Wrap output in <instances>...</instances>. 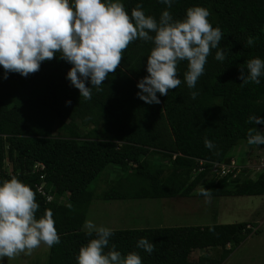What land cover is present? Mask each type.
Masks as SVG:
<instances>
[{"label":"trees","instance_id":"trees-1","mask_svg":"<svg viewBox=\"0 0 264 264\" xmlns=\"http://www.w3.org/2000/svg\"><path fill=\"white\" fill-rule=\"evenodd\" d=\"M120 2L129 14L142 3L145 14L157 20L167 8L158 0ZM193 6L208 9L209 21L221 29L225 60L217 61L213 49L192 89L184 81L187 62H179L181 84L167 96L157 93L160 104H146L136 95L138 81L148 75L151 42L130 44L121 66L101 91L92 89L87 101L67 79L71 65L59 53L27 77L8 73L4 79L0 67V182L16 176L36 193L37 217L52 211L60 242L49 248L42 264H76L79 248L94 238L82 229L92 200L89 186L108 164L114 165L108 171L116 178L103 199L203 197L201 186L210 189L211 196L264 195V167L242 168L223 177L211 173L208 163L194 170L198 159L246 163L235 148L248 145L249 128L264 133V125L248 122L250 115L264 118V76L260 84L243 87L238 79L246 60L264 59V0H174L167 10L174 19H183ZM249 36L257 37L251 47L246 44ZM193 91L198 93L195 99ZM204 138L215 147H205ZM36 163L44 167L34 169ZM251 176L252 183L240 191ZM46 195L53 198L47 201ZM255 225L244 220L113 229L110 246L115 244L122 254L139 253L142 264H220L247 235L258 231L250 227ZM141 237L154 243L155 251L137 248Z\"/></svg>","mask_w":264,"mask_h":264},{"label":"clouds","instance_id":"clouds-1","mask_svg":"<svg viewBox=\"0 0 264 264\" xmlns=\"http://www.w3.org/2000/svg\"><path fill=\"white\" fill-rule=\"evenodd\" d=\"M158 2L167 6L159 20L146 15L142 3H137L129 14L120 0H0L3 78L7 79L8 73L23 77L34 74L42 62L56 58L59 53L60 59L71 65L67 79L87 101L92 98V89L101 91L104 81L121 66L128 46L141 40L151 42L153 47L147 56L148 75L136 85L140 100L160 104L157 93L167 96L170 90L179 87L177 66L181 61L187 62L184 73L187 87L195 88L213 49L217 61L225 60L220 47L223 33L219 27H213L208 19L211 13L204 7H189L183 19H174L167 10L174 0ZM256 39L249 36L246 44L251 47ZM239 69L241 87L250 82L260 84L264 59L252 57ZM190 95L195 99L198 93L193 91ZM248 122L264 125V118L250 115ZM247 144L264 145V133L249 128ZM204 145L210 150L215 147L207 138ZM199 194L206 201L211 199V190L203 186ZM68 207L71 209L72 205ZM39 208L36 193L16 176L0 182V259L29 256L42 244L48 248L59 244L52 211L45 210L37 217ZM84 227L86 234L94 238L79 248L76 264H142L139 253L122 254L115 244L110 246L113 229L97 226L92 220H86ZM136 247L149 254L155 251L154 243L144 237Z\"/></svg>","mask_w":264,"mask_h":264},{"label":"rangeland","instance_id":"rangeland-1","mask_svg":"<svg viewBox=\"0 0 264 264\" xmlns=\"http://www.w3.org/2000/svg\"><path fill=\"white\" fill-rule=\"evenodd\" d=\"M234 153L245 164L250 162L257 168L259 159L264 157V148L239 143ZM113 166L108 164L90 183L92 200L84 222L92 220L97 226L121 229L252 220L256 225L250 227L258 231L247 235L220 264H264V195L211 196L208 201L204 196L103 199L104 191L115 184L116 174L108 171ZM253 180V176L244 179L239 190L247 189ZM82 229L86 230L84 223ZM48 253L49 248L42 244L29 256L21 254L11 260L3 258L0 264H42L47 261Z\"/></svg>","mask_w":264,"mask_h":264},{"label":"built area","instance_id":"built-area-1","mask_svg":"<svg viewBox=\"0 0 264 264\" xmlns=\"http://www.w3.org/2000/svg\"><path fill=\"white\" fill-rule=\"evenodd\" d=\"M263 159H259V166L263 168L264 167V157ZM198 167H196L194 170L195 171H200L205 168V164L208 163L210 165V170L211 173H213L216 177H223L226 176L230 173H238L241 171L242 168H247V169H256L258 170V167L256 168L254 164L247 162V164L241 162H237L235 158H231L229 161H208L204 159H198ZM250 164V165H249ZM44 165L42 163H36L34 165V169L40 168L42 169ZM260 169V168H259ZM235 171V172H234ZM38 191L41 192L42 194H45L44 191H42L41 186H38ZM53 198L51 195H46V200L49 201Z\"/></svg>","mask_w":264,"mask_h":264}]
</instances>
